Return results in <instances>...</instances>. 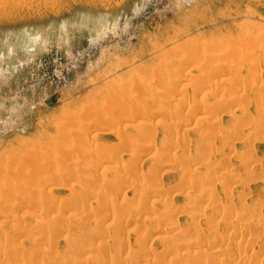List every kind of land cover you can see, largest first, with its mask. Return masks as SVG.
I'll return each instance as SVG.
<instances>
[{
  "label": "rangeland",
  "instance_id": "1",
  "mask_svg": "<svg viewBox=\"0 0 264 264\" xmlns=\"http://www.w3.org/2000/svg\"><path fill=\"white\" fill-rule=\"evenodd\" d=\"M262 234L264 0H0V264H264Z\"/></svg>",
  "mask_w": 264,
  "mask_h": 264
},
{
  "label": "bare ground",
  "instance_id": "2",
  "mask_svg": "<svg viewBox=\"0 0 264 264\" xmlns=\"http://www.w3.org/2000/svg\"><path fill=\"white\" fill-rule=\"evenodd\" d=\"M241 44H242V43H241ZM185 76H187V75H186V74L183 75V76L181 77V79L183 80ZM181 79H180V80H181ZM178 82H180V81L178 80ZM178 82L176 81L175 83L177 84ZM175 83H174V85H175ZM172 99H173V100H172L173 103H174V102L177 103L178 101H180V99L178 100L176 97H173ZM230 101H231V100H230ZM175 103H174V104H175ZM227 104H229V105H227ZM214 105H215V106L217 105V107H218V108L215 107V109H220V110H216L217 112H216V114H214L215 112L213 113V111H211L212 108H211V110H210V108H209V110H210L214 115H217V114H218L219 112H221L222 110H223V112H226V113H228V114H229V113L232 114V112H231V110H230V106H231V103H230V102H229V103H228V101L225 102V103H223V102L221 103V102H220V103H215ZM180 109H181V108H180ZM213 110H214V109H213ZM224 110H225V111H224ZM229 110H230V112H229ZM218 111H219V112H218ZM211 112H210V113H211ZM187 121H188V120H187ZM190 121H191V120H190ZM132 123H134L135 128H136L137 125L139 126V124H143V123H137V122H135V121H133ZM216 123H217V121H216ZM145 124H146V123H145ZM218 124H219V123H218ZM215 125H217V124H215ZM215 125H214V126H215ZM203 126H204V125H203ZM209 126H210V125H209ZM209 126H208V127H209ZM212 126H213V125H212ZM217 126H218V125H217ZM204 127H206V126H204ZM215 127H216V126H215ZM209 128H210V127H209ZM226 134H227V133H226ZM228 135H229V134H228ZM228 135H226V137H228ZM222 136H223V135H222ZM224 136H225V134H224ZM238 138L240 139V137H238ZM228 139H229V138H228ZM241 140H243V139H241ZM210 146H212V145H210ZM212 147H213V146H212ZM114 164H115V162H114ZM115 165H116V164H115ZM98 168H99V167H98ZM98 168H95V169H98ZM216 168H217V165H216ZM219 168H220V170L222 169L220 166H219ZM219 168H217V169L219 170ZM103 169H104V168H103ZM100 171H102V170H100ZM225 173H226V172H225ZM220 175H221V174H220ZM231 176H232V175H231ZM234 177H235V176H234ZM233 179H235V180L233 181V182L235 183V181H237V180H236V177L233 178ZM237 179H239V178L237 177ZM96 181H97V180H96ZM238 181H239V180H238ZM88 197H90V195H89ZM91 197H92V196H91ZM91 197H90V198L85 197V199L87 198V199L89 200V199H91ZM199 198H202V200H203V197H202V196H198L197 199L199 200ZM85 199H84V200H85ZM87 199H86V200H87ZM14 200H16V197L12 195V197H11V201H14ZM207 201H208V200H207ZM200 202H201V201H200ZM141 209H143V207H142ZM16 215H18V214L15 213L14 216H16ZM218 217H219V216H218ZM220 217H221V216H220ZM120 219H123V218H119V220H120ZM239 220H240L241 223H242V220H241V219H239ZM120 221H121V223L123 222L122 220H120ZM124 221H125V219H124ZM123 223L126 224V225L128 224V222H123ZM238 225L240 226V224H238ZM155 230H156L155 227L152 228V230H151V234H153V233L155 232ZM261 236H262V238L264 239V234H262ZM121 245H122V244H121ZM126 247H127V246H126ZM126 247H125V249H126ZM127 248H128V247H127ZM123 249H124V246H123V245H122V247H121V246H118V247L115 249V254H116V255H120L121 251H123V252H127V251H125V250H123ZM126 250H129V249H126ZM123 252H122V253H123ZM128 252H129V251H128ZM128 252H127L126 254H128ZM240 255H242V254H239V255H238V257H239L238 259H239V260L243 259V258H242L243 255H242V256H240ZM243 257L245 258V255H244ZM114 261H115V258H110V257L108 258V257H107V258L104 260L105 263H104V262H103V263H104V264H113Z\"/></svg>",
  "mask_w": 264,
  "mask_h": 264
}]
</instances>
